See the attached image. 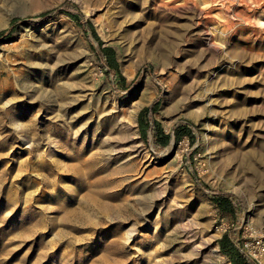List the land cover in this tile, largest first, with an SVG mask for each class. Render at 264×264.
Returning <instances> with one entry per match:
<instances>
[{
    "label": "rangeland",
    "instance_id": "rangeland-1",
    "mask_svg": "<svg viewBox=\"0 0 264 264\" xmlns=\"http://www.w3.org/2000/svg\"><path fill=\"white\" fill-rule=\"evenodd\" d=\"M2 32L0 264H231L216 192L264 238V0H0Z\"/></svg>",
    "mask_w": 264,
    "mask_h": 264
},
{
    "label": "trees",
    "instance_id": "trees-1",
    "mask_svg": "<svg viewBox=\"0 0 264 264\" xmlns=\"http://www.w3.org/2000/svg\"><path fill=\"white\" fill-rule=\"evenodd\" d=\"M62 11L70 15L74 20L80 23V12L78 6L71 2L66 1L62 7ZM72 10L78 12L79 15L72 13ZM54 12H46L40 17L46 18L52 15ZM22 20H14L12 22V27L17 28L22 24ZM85 31H91L92 35L98 40L97 34L93 31L91 24H86L83 26ZM5 33H0V38ZM101 45V56L106 60L107 63V73L112 72L113 81L120 87H125L126 78L120 72L119 64L116 58V52L111 47H102ZM155 107H147L143 109L138 117L139 129L142 137L147 141L150 140V135L153 139V146L157 151H163L171 147L172 141L174 140L175 145H179L185 138L190 139L192 144L195 143V135L193 134L192 128L187 125H181L174 129L173 134L166 133L160 122L154 119L153 115L155 113ZM211 201L213 202L215 208L222 218H227L233 222L234 228L230 229L219 240L221 253L226 256L231 264H255L249 259H247L241 252L240 247V232L236 228L240 225L243 215L244 207L241 201L232 194L216 192L211 194Z\"/></svg>",
    "mask_w": 264,
    "mask_h": 264
},
{
    "label": "built area",
    "instance_id": "built-area-1",
    "mask_svg": "<svg viewBox=\"0 0 264 264\" xmlns=\"http://www.w3.org/2000/svg\"><path fill=\"white\" fill-rule=\"evenodd\" d=\"M103 73V69L100 70ZM182 141L180 143H183ZM242 254L255 264H262L264 259V238L262 234L256 230L251 231L249 234L243 236L241 240Z\"/></svg>",
    "mask_w": 264,
    "mask_h": 264
},
{
    "label": "bare ground",
    "instance_id": "bare-ground-1",
    "mask_svg": "<svg viewBox=\"0 0 264 264\" xmlns=\"http://www.w3.org/2000/svg\"><path fill=\"white\" fill-rule=\"evenodd\" d=\"M208 12H210V11H208ZM206 14V13H205ZM210 18V17H209ZM209 22V21H208ZM210 23V22H209ZM256 158V157H255ZM261 167V166H260Z\"/></svg>",
    "mask_w": 264,
    "mask_h": 264
}]
</instances>
